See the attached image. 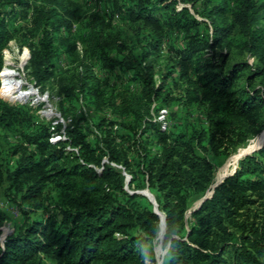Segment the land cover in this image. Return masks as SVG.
Returning a JSON list of instances; mask_svg holds the SVG:
<instances>
[{"label": "trees", "instance_id": "trees-1", "mask_svg": "<svg viewBox=\"0 0 264 264\" xmlns=\"http://www.w3.org/2000/svg\"><path fill=\"white\" fill-rule=\"evenodd\" d=\"M101 1L147 41L136 55L120 43L125 52L115 59L103 27L92 28L85 44L97 64L141 83L140 106L161 99L165 106L180 103L182 111L169 113L167 132L144 121L131 99L100 92L86 65L64 84L54 73V40L70 21L56 10L73 12L63 0H0V50L12 38L28 47L35 82L42 88L60 83L63 114L75 112L79 99L95 111L86 120L79 114L65 139L51 142L52 131L32 106L0 99L1 133L18 134L0 159V184L6 182L4 196L21 217L0 239V264H156L159 215L145 196L125 190L121 170L109 163L130 174V189L147 188L164 215L161 264H264V145L239 159L210 198L195 209L192 204L212 190L215 158H227L264 129V0ZM179 2L193 13L177 9ZM28 11L30 25L15 27L18 13L26 19ZM171 35L177 46L167 41ZM165 40L173 63L155 85L146 61ZM233 50L256 63H229ZM172 88L181 95H171ZM106 108L122 117H106ZM197 110L201 117L193 116ZM6 220L0 208V225Z\"/></svg>", "mask_w": 264, "mask_h": 264}, {"label": "rangeland", "instance_id": "rangeland-1", "mask_svg": "<svg viewBox=\"0 0 264 264\" xmlns=\"http://www.w3.org/2000/svg\"><path fill=\"white\" fill-rule=\"evenodd\" d=\"M35 2L39 4L41 0H35ZM63 3L64 8L73 12V16L67 17L66 14H64V10L57 7L56 11H58L59 14L70 21V27L67 30L61 29L59 32H57L56 39L54 40V45L57 49L56 60L54 63L55 76L58 78H63L62 82L67 84L72 80L71 78L73 76L75 77L79 75L85 68L83 65H86L90 69L91 74L98 80L100 92L105 93L106 95H112L117 100H120L122 97L128 98L129 100L131 99L137 110L142 109L140 112L144 121L147 120L158 123L162 130L168 132L170 130V121H172L170 120L169 113L176 111V114L180 115V112L182 111L180 103L173 101L170 105L165 106L161 102V99H159L152 100L148 102L147 105L140 106L139 98L142 93V84L129 80L130 76L128 73H125L120 69L107 70L106 68H101L97 64L98 62L95 59V56L85 44V38L92 28L99 29L103 27L107 49L113 58L120 59L125 52L121 51L120 43L131 47L133 54L136 55L141 51V48L147 41L143 38L144 35L139 33L138 36H136L133 33L134 26L132 23L120 18L118 15L111 16L107 12L105 4L101 0H63ZM183 6L188 7L189 11L193 13L192 9L190 8V4L187 3L179 2L176 8L179 9ZM17 9L19 10V8ZM21 14L22 13H18L13 22L15 27L18 25H30V11H28L26 19H24ZM97 18H102V26L100 25V21H98ZM197 18L201 19V17L198 16ZM30 40L31 38H28V41ZM167 41L174 46L178 45L174 35L168 36ZM167 41L165 40L162 42L160 51L152 54L146 61L150 62L154 67L153 80L155 85L159 83L161 73L168 65L173 63V55L168 49ZM216 51L219 52L221 49L218 48ZM24 54H26L25 59ZM0 57V87L2 85V80H4L3 78H6L4 77L3 72L8 71L14 75H11V79H13L14 83H11V85L13 84V90H9L8 85L4 83V86L0 89V99L10 104H27L28 106H32L33 109H35L36 120L47 125L52 131L50 135L51 142L64 140L66 137L67 128L72 127L71 125L73 120L76 119L79 114L85 117V120L91 119V117L95 115L94 109L90 105L86 104L82 99H79V104L75 112L63 114V112L60 110L59 103L63 102V105L67 106V100L66 97L60 92V83L54 80L51 84H48L42 88L40 84L35 82L33 77L30 75L27 66L30 57V51L27 46L20 45L16 38H12L7 41V43L0 50ZM232 61H246L249 64L256 63L255 58L250 56L248 53L238 52L236 50H233L231 53V59L229 63ZM129 73H131V70ZM242 80L243 78L240 79V83ZM20 89L29 90L30 93L23 100H14L16 99L15 95L18 94V90ZM171 95L180 96L181 92L178 89L172 88ZM18 96L19 94L17 95V98ZM102 114L108 118L117 120L122 117L119 110L111 108L104 109ZM162 115H164V118L161 119ZM124 116L129 118L127 115ZM193 116L201 117L202 115L197 110L193 112ZM17 140V133L5 136L0 131V159H2V161H5L6 152L9 151L10 146L13 145ZM263 142L264 129L252 138H249L244 144L238 146L236 150L231 152L227 158L216 157L215 162L217 166L212 184L221 180L228 172L233 169V167H236L239 159L243 157L242 155L250 152ZM66 149L70 150V147L66 146ZM101 162L108 163V160L106 157H103ZM109 164L120 169L123 176L125 178L129 177L130 179V174L124 170L122 166L116 165L114 163ZM93 168L97 172L100 171L99 167L93 166ZM127 183L125 184L124 188L130 193L147 189L143 188L133 190L127 186ZM5 185V181L0 184V208L7 215V220L0 225V238L3 236V234L6 235L11 231L13 223H21V217L16 206L13 203L8 202L4 196ZM206 195H210V191H208ZM203 196H200L193 201V207ZM189 213L190 212L188 211L186 215L187 219H189ZM161 235L162 233L157 235L154 245L156 264L162 260L166 252V248L159 246Z\"/></svg>", "mask_w": 264, "mask_h": 264}, {"label": "water", "instance_id": "water-1", "mask_svg": "<svg viewBox=\"0 0 264 264\" xmlns=\"http://www.w3.org/2000/svg\"><path fill=\"white\" fill-rule=\"evenodd\" d=\"M264 145V142L262 143V144H260L259 146H257L256 148H254V149H252L250 152H248V153H246V154H244V155H242V156H245V155H248V154H250V153H252L253 151H257V150H259L262 146ZM235 168L236 167H233V169L230 171V172H228L221 180H219L218 182H215L214 184H212V190L210 191V195H206V193H205V195L197 202V204L193 207V209H195V208H197L205 199H207V198H210V196H211V194H212V192H213V189L220 183V182H222L223 181V179L226 177V176H228V175H230V174H232L233 173V171L235 170ZM125 181H126V183L129 181V177H126L125 178ZM211 186V185H210ZM135 193H139V194H142L143 196H145L151 203H153V205H154V209H153V211L156 213V214H158L159 215V218H160V220L162 219V222H163V232H162V235H161V237H160V247L162 246V241H163V237H164V234H165V223H164V215L161 213V212H159L158 211V209H157V204H156V202H155V200H154V197H153V195L147 190V189H144V190H142V191H135ZM190 212V211H189ZM159 225H160V223H159ZM4 234H3V236L0 238L1 240L4 238ZM162 261V260H161ZM161 261H159L158 262V264H161Z\"/></svg>", "mask_w": 264, "mask_h": 264}, {"label": "bare ground", "instance_id": "bare-ground-1", "mask_svg": "<svg viewBox=\"0 0 264 264\" xmlns=\"http://www.w3.org/2000/svg\"><path fill=\"white\" fill-rule=\"evenodd\" d=\"M3 75H4V77H6L5 78V84H7L8 85V87H9V90H13V87H12V85L14 84L13 83V79H11V77L12 76H14L12 73H10V72H8V71H5V72H3ZM12 75V76H11ZM11 83H13L12 85H11ZM16 94V93H15ZM14 94V95H15ZM18 95V94H17ZM17 95H15L16 96V98H17ZM14 97V96H13ZM15 98V97H14ZM160 222H161V227H160V229H159V235L163 232V222H162V219L160 220Z\"/></svg>", "mask_w": 264, "mask_h": 264}, {"label": "built area", "instance_id": "built-area-1", "mask_svg": "<svg viewBox=\"0 0 264 264\" xmlns=\"http://www.w3.org/2000/svg\"><path fill=\"white\" fill-rule=\"evenodd\" d=\"M1 74H2V72H1ZM3 79L4 80H2V83H1L2 85H1L0 89L4 86V83H5V78H3ZM29 93H30L29 90H25V89L24 90H21L20 89V90H18V94H19L18 98L14 99V100H17V101L23 100L26 96H28ZM162 118H164V115H162L161 119ZM74 150L76 151V149H74Z\"/></svg>", "mask_w": 264, "mask_h": 264}]
</instances>
